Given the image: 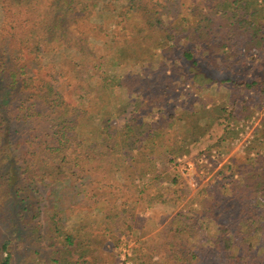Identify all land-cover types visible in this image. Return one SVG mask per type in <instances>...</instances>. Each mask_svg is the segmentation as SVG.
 Returning a JSON list of instances; mask_svg holds the SVG:
<instances>
[{
    "label": "trees",
    "instance_id": "16d2710c",
    "mask_svg": "<svg viewBox=\"0 0 264 264\" xmlns=\"http://www.w3.org/2000/svg\"><path fill=\"white\" fill-rule=\"evenodd\" d=\"M43 25H51L67 48L55 62L68 64L75 75V106L60 88L46 89L29 71L26 50L41 52L45 37L38 29ZM98 40L105 41V51ZM263 47L264 0H0V168L5 169L0 204L13 171L28 181L60 184L68 177L82 181L109 164L115 149L104 139L106 133L100 132L102 145L94 146L85 140L84 130L99 132L107 116L122 113L121 102L104 110L105 116H88L86 106L95 100L106 104L140 86L128 70L139 66L136 55L148 56L142 69L168 68L162 95L180 108L170 113L154 105L164 121L157 129L139 123L122 128L121 152L135 173L158 181L156 162L173 157V163L174 146L198 158L210 156L227 130L251 119L254 97H264V72L247 79L237 66ZM217 88L227 95L226 102L209 107L200 92ZM258 134L249 154L262 145L264 130ZM262 159L249 155L247 161L255 167ZM237 188L238 198L246 199V212L238 220L231 216L229 198L212 199L209 207L203 202L195 210L178 212L164 235L154 238L150 254L161 255L162 264H203L207 253L232 259L243 252L247 264H264V250L257 255L254 246L257 237H264V174ZM39 218V213L29 218L19 209L12 219L36 234ZM48 234L55 247L53 264H73L77 236L66 232L56 207L48 216ZM239 239L248 244L245 251L237 250ZM11 246L10 240L4 242L7 257L0 264H13Z\"/></svg>",
    "mask_w": 264,
    "mask_h": 264
},
{
    "label": "rangeland",
    "instance_id": "374dc122",
    "mask_svg": "<svg viewBox=\"0 0 264 264\" xmlns=\"http://www.w3.org/2000/svg\"><path fill=\"white\" fill-rule=\"evenodd\" d=\"M52 29L51 25H43L38 29L45 37V44L39 54L31 49L26 50L29 71L38 84L46 89L60 88L75 106L76 99L72 94L76 84L73 79L75 75L69 72L68 64L55 62L59 58L57 54L64 53L66 56L67 48ZM97 44L101 50L107 49L105 41L98 40ZM147 57L136 55L135 61L140 67L128 69L139 81L138 88L124 90L117 94L115 100L113 97L108 98L106 104L102 100H95L86 106L88 116L101 113L105 116L104 110L108 113V107L113 106L116 100L121 102L122 113L119 116H107L106 113L108 118L102 123V129L95 131L96 135L88 128L84 130L85 140L94 146L102 145L100 132L106 133L104 139L111 141L115 149L109 164L85 176L82 181L77 182L68 177L60 184L28 181L13 171L11 183L5 189L4 205L0 204V259L7 257L2 247L5 241L10 240L13 264H53L55 247L48 234V216L54 207L61 213L66 232L77 236L73 264H162L161 255L157 252L155 255L150 254L155 247L152 242L155 243L156 236L164 235L178 212L190 208L195 210L203 202L209 207L212 199L221 200L224 197L231 200V216L236 220L246 212L243 204L246 199L241 196L238 198L237 186L251 176L264 174V139L260 140L259 145H262L254 152L249 154L248 150L256 141L258 133L264 130V97H254L251 102L254 111L251 119L239 121L224 133V142L212 146L223 156L212 162V167H202L196 155L174 146L172 152L176 159L173 163H169L173 157L156 162L154 176L157 174L160 179H152L153 175L143 178L135 173L132 162L123 155L125 148L119 143V133L129 123H139L148 129L163 125V117L158 116L154 105L170 113L180 108L171 98L162 95L163 87L169 82L168 68L159 64L153 69H142ZM237 66L247 79L254 77L257 72L263 73L264 47ZM61 70H64L63 75ZM108 89L115 95L113 87ZM174 91H177V87ZM178 92L181 93L180 90ZM32 93L36 94L34 90ZM196 94L199 93L195 91ZM200 94L201 100L209 107L224 105L227 98L220 88L201 91ZM258 154L263 157L262 162L251 167L248 156L255 158ZM20 165L17 164V167ZM4 170L0 168V178ZM140 170L144 171L143 167ZM19 209L29 218L35 213L40 214L36 221L38 233L34 234L28 226L13 222ZM256 239L254 246L258 255L264 250V237ZM237 242V250L245 251L248 244L240 239ZM241 253L232 259L207 253L201 259L203 264H247V259L241 258L246 256L245 253Z\"/></svg>",
    "mask_w": 264,
    "mask_h": 264
},
{
    "label": "built area",
    "instance_id": "2783aa9c",
    "mask_svg": "<svg viewBox=\"0 0 264 264\" xmlns=\"http://www.w3.org/2000/svg\"><path fill=\"white\" fill-rule=\"evenodd\" d=\"M223 158V156L221 155V153L219 151H213L210 156L208 155H205V156H202V157H199V164L202 166V167H212L211 163L216 161L217 159H220V158Z\"/></svg>",
    "mask_w": 264,
    "mask_h": 264
}]
</instances>
